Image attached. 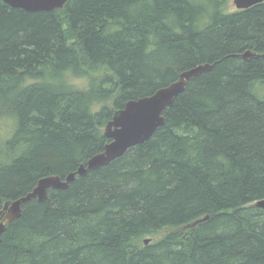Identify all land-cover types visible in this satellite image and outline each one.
Instances as JSON below:
<instances>
[{
  "label": "trees",
  "instance_id": "obj_1",
  "mask_svg": "<svg viewBox=\"0 0 264 264\" xmlns=\"http://www.w3.org/2000/svg\"><path fill=\"white\" fill-rule=\"evenodd\" d=\"M228 1L0 0V210L102 152L127 101L211 64L151 138L24 204L0 264H264V2Z\"/></svg>",
  "mask_w": 264,
  "mask_h": 264
},
{
  "label": "water",
  "instance_id": "obj_2",
  "mask_svg": "<svg viewBox=\"0 0 264 264\" xmlns=\"http://www.w3.org/2000/svg\"><path fill=\"white\" fill-rule=\"evenodd\" d=\"M3 1L12 7L31 12L53 11L57 8H63L68 2V0ZM233 2L237 9H247L255 4L264 2V0H233ZM258 55L257 52L248 50L243 54V57H257ZM210 68L211 64L209 63L199 64L196 67L183 71L177 80L158 88L150 95L127 101L124 107L114 112L112 119L105 126L104 134L110 141L107 142L104 150L92 156L86 165L81 164L76 172H71L64 179L59 175L45 176L25 196L7 201L3 210L0 211V216L2 214L5 215L4 220L0 222V231L6 229L7 222H12L22 215L23 205L31 201V199L38 198L40 201L45 200L49 189L67 188L77 174L85 175L89 170H95L108 165L116 158L121 157L129 148L151 138L157 128L164 124V112L174 104L177 96L184 92L188 81ZM255 204L264 207V199L258 200ZM205 219H208V216L196 220L189 227ZM148 241L146 240V243Z\"/></svg>",
  "mask_w": 264,
  "mask_h": 264
},
{
  "label": "rangeland",
  "instance_id": "obj_3",
  "mask_svg": "<svg viewBox=\"0 0 264 264\" xmlns=\"http://www.w3.org/2000/svg\"><path fill=\"white\" fill-rule=\"evenodd\" d=\"M225 8L227 10H234L236 9V6L233 2V0H229L228 1V4L225 5ZM69 83H71L73 86H76V87H81V88H85L87 86V81L85 78L83 77H77V76H71L70 79H69ZM6 121H4V123H2V126H1V130L2 131H5L7 127V124H5ZM10 124V123H9ZM10 132V128H8V133ZM160 235L156 236V237H159ZM150 242V241H149ZM153 242V241H151Z\"/></svg>",
  "mask_w": 264,
  "mask_h": 264
},
{
  "label": "flooded vegetation",
  "instance_id": "obj_4",
  "mask_svg": "<svg viewBox=\"0 0 264 264\" xmlns=\"http://www.w3.org/2000/svg\"><path fill=\"white\" fill-rule=\"evenodd\" d=\"M261 3H262V2H261ZM258 4H259V3H258ZM255 5H256V4H255ZM235 6H236V5H235ZM253 6H254V5H253ZM251 7H252V6H251ZM249 8H250V7H249ZM236 9H237V7H236ZM5 204H6V203H5ZM5 204H4V207H5ZM4 207H3V208H4ZM3 208H2V210H3ZM0 211H1V210H0ZM5 212H6V211H5ZM3 213H4V212H3ZM5 214H6V213H5ZM4 217H5L4 214H2V215L0 216V218H1L0 222H2V221L4 220ZM5 222H7V220H5ZM7 223L9 224V223H11V222H7ZM8 224H7V225H8ZM146 240H149V239H146ZM146 240H145V242H146ZM148 242H149V241H148ZM148 242H147V243H148Z\"/></svg>",
  "mask_w": 264,
  "mask_h": 264
},
{
  "label": "bare ground",
  "instance_id": "obj_5",
  "mask_svg": "<svg viewBox=\"0 0 264 264\" xmlns=\"http://www.w3.org/2000/svg\"><path fill=\"white\" fill-rule=\"evenodd\" d=\"M57 9H61V8H57ZM56 10V9H55ZM54 11V10H53ZM99 169V168H98ZM255 205V204H254ZM260 208V207H259Z\"/></svg>",
  "mask_w": 264,
  "mask_h": 264
}]
</instances>
